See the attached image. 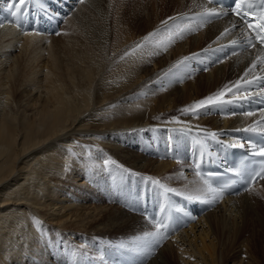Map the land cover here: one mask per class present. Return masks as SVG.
Segmentation results:
<instances>
[{
  "label": "bare ground",
  "instance_id": "obj_1",
  "mask_svg": "<svg viewBox=\"0 0 264 264\" xmlns=\"http://www.w3.org/2000/svg\"><path fill=\"white\" fill-rule=\"evenodd\" d=\"M114 1L68 0L69 15L61 21L64 32L51 39L34 31L20 37L21 26L0 19V264H59L50 254L64 258V264H79L75 257L67 262L65 254L72 248L66 245L75 248L78 258H85L92 248L89 261L96 258L101 264H228L233 259L234 264H262L264 180L241 196L213 204L196 223L163 239L150 256L129 250L136 237L156 231L149 220L124 205L145 191H163L148 177L170 189L176 181L186 191L180 194L204 199L203 184L184 154L180 160L166 156L172 138L183 148L192 134L228 136L226 129L263 126L257 119L264 117V112L220 116L218 107L207 106L198 110L199 115L188 112L160 122L159 111L168 110L171 116L175 104H189L194 98L189 106L193 105L203 99L199 96L203 87L209 88L204 95L209 96L228 86L232 92L225 99L235 102L244 94V82L262 70L252 67L257 50H247L215 64L207 74L199 73L192 83L172 86L160 95L153 87L164 69L154 70L177 54L200 48L208 47V56L215 57L239 36L238 28L230 29L236 22L228 16L205 25L201 34L191 36L156 65L145 60L140 49L125 55L141 37L131 38L124 30L113 36L109 4ZM135 3L131 4L138 11L150 7L149 0ZM7 4L0 2V9ZM152 4L154 11L146 21L151 23L149 30L161 20L156 16L159 7L170 10L175 5L176 10L185 9L176 14L181 15L205 6L202 0ZM50 20L44 25L57 24V17ZM225 29L230 32L221 36ZM47 49V58L42 59ZM180 130L188 134L178 137L175 131ZM172 192L175 198L178 192ZM97 244L105 245L104 256ZM237 247L244 248L248 261L230 256ZM107 257L110 263H105Z\"/></svg>",
  "mask_w": 264,
  "mask_h": 264
},
{
  "label": "rangeland",
  "instance_id": "obj_2",
  "mask_svg": "<svg viewBox=\"0 0 264 264\" xmlns=\"http://www.w3.org/2000/svg\"><path fill=\"white\" fill-rule=\"evenodd\" d=\"M138 2V0H115L114 2H112L111 4H109V6H111L112 8V14H111V18H110V23H111V30H114L115 33H113V36L116 38V34L117 33H121V30H124V32L131 38H135V37H138L140 36L141 38L138 40L139 43L138 44H141L143 42V39L145 36H148L149 33H157V36L156 37H153V40H157V39H163V37L166 35V32H165V29L167 28H171L172 31H175L176 30V26L178 25L180 28H184V27H190V25L188 26L187 24H184L185 22H181L180 20L176 19V17L178 15H176L177 13H179V11H184L185 9L183 10H176L174 9L175 8V5H172V9L169 10V7L166 6L164 7L163 9L162 8H158V13L156 16L160 17L161 20H159L158 24H155L154 28L153 29H150L149 28L151 27V23L150 22H146L148 19H149V16L151 15V13L154 11L153 10V0H149V3H150V7L149 8H145L143 7V9H140L139 11L142 12L141 16H138L137 18H134L132 19L131 17L134 16L135 14H137L139 11L138 9H136L134 6H132L131 3H134V2ZM45 3H48L49 5L52 4L51 1H47ZM135 3V4H136ZM41 4V2H40ZM43 4V3H42ZM52 10H54V12H58V10H56V8H52ZM163 10V12H162ZM116 12V13H113V12ZM173 11H176L174 12V14H170L171 12L173 13ZM162 12V13H161ZM156 13V12H155ZM64 18H62L60 20V23H59V27L60 29H58L56 32H52L50 34L52 35H49V33H45L46 34V37H44L45 34H43V37L45 39H48V38H54L55 36H59L62 35V33L64 32L63 28L61 26H63V23L61 22ZM166 22V23H165ZM191 28V27H190ZM115 29H118V32H116ZM149 30V31H148ZM202 30V29H201ZM201 30H200V33H189V34H186L184 35V38L182 39H177L176 42L174 44H172L170 47H168L167 51H160L158 48H155L153 44H146L143 49L140 48L141 52L142 53V56L145 57V60H150V63H155L157 65V63L163 58L164 60H168L166 57L167 55H169L173 50H175L179 45H182L184 42L186 43V41L190 40L191 38L193 37H197L199 34H201ZM148 31V32H147ZM20 33V32H19ZM18 33V34H19ZM48 34V35H47ZM20 37L24 36L23 33H20L19 34ZM197 35V36H196ZM42 36V35H41ZM48 36H51V37H48ZM53 36V37H52ZM193 36V37H191ZM37 37V36H36ZM188 38V39H187ZM64 42V40H60V44H62ZM127 44V43H126ZM125 44V45H126ZM137 44V45H138ZM203 45L206 44V41L205 43H202ZM145 50V51H144ZM18 51V49L16 50ZM15 51V52H16ZM47 51H44L45 54L43 55L42 59H45L47 58ZM201 52V53H200ZM158 53V54H156ZM33 54H36L33 53ZM147 57H146V56ZM177 54L176 56L172 57L165 65H162V66H159L158 69L154 70V71H158L160 72V69H164V73H160V75L156 78V80L158 81V83L153 87V90H157L160 92V95L161 94H164V93H167L169 92L168 89L172 88L173 87H179V86H184V85H181V84H184L185 82H190L192 83V80H194L196 78V75L198 76V74H202V73H205L207 74L208 72H210L211 70H209L207 73L206 72H200L198 70H196L193 66H189L191 65V60H188L185 62V64L187 65V67H185V64H181L179 65V67H173L174 65H177V62L178 61H181L183 58L185 57H189V58H193L195 57V55H202V56H208V47L206 48V50L204 48H200L198 50H195V51H192V52H189V53H183V54ZM205 56V57H206ZM178 57V58H177ZM189 64V65H188ZM117 67L116 65H114V68ZM153 65H151V69H152ZM169 69H171L172 71L169 72ZM182 69V70H181ZM188 70V71H187ZM194 71V72H191ZM153 71V72H154ZM169 73V74H168ZM177 73V74H176ZM183 73V74H182ZM196 73V74H195ZM199 74V75H200ZM165 75V76H164ZM170 77H169V76ZM164 79H163V78ZM184 77V78H183ZM168 78V79H167ZM161 81V82H159ZM175 81L177 82L175 84ZM178 81H180V83H178ZM230 81H227L226 83H224L222 85V87H224L226 84H228ZM161 83V84H160ZM160 84V85H159ZM172 84V85H171ZM169 85V86H168ZM209 89L207 87H203L200 92H199V96L202 97L204 99V95H205V92L206 90ZM213 89V88H212ZM163 91V92H162ZM165 91V92H164ZM208 96V95H207ZM206 96V97H207ZM194 100V98L190 101V103ZM188 103V102H187ZM189 103V104H190ZM6 104V101L3 100V105ZM189 104H185L183 102H178L177 104L174 105V114L169 116L168 114V110H164V111H159V114L158 115V120L160 122H167V121H171L173 118L177 117V116H181L184 114V112L182 111L184 108L188 107ZM144 108L147 109V106H144ZM150 109V107H149ZM148 109V110H149ZM218 110V109H217ZM168 114V115H167ZM162 116V117H161ZM166 116V117H165ZM194 116V115H193ZM165 119V120H164ZM210 124V123H209ZM209 127H211L209 125ZM176 134H178L177 136L178 137H182L181 133H186L188 134L186 131L184 130H180V131H175ZM140 135H138L140 138H143L142 136V133H139ZM62 178V177H61ZM166 179H162V181H164ZM174 185H176L177 187H179L181 190L185 191L180 183L178 182H174L172 183ZM175 186L174 190L175 191H179L178 188ZM260 191H262L263 189L262 188H259ZM179 193V192H178ZM186 193V191H185ZM188 194V193H187ZM69 242V241H68ZM70 244H72V242H69ZM66 247H69V248H72V251L68 253H66L65 255L67 259V262L71 261V258H76L77 261H79V264H87L85 261L83 262L82 258H78L75 254H74V251L75 248L74 247H71L69 245H66ZM100 247H105V245L103 246H100ZM103 249L102 252L103 253V256L106 254V252L104 251V248H101ZM244 249V248H243ZM241 249L240 247H237V249L233 250L231 253H230V256L234 257V258H239L241 263H243L245 260L248 261L249 256L245 254V251ZM89 251H92V248L91 250ZM89 253V252H87ZM52 256V258L55 259V262L56 260L59 261L57 263L59 264H64L65 263V259L64 258H55V254H50ZM91 255H93V253H91ZM90 254H84V256H91ZM83 256V255H82ZM94 256V255H93ZM108 256V255H107ZM96 260V258H94ZM260 259H261V263L264 264V254L260 253ZM37 260V259H36ZM34 260V261H36ZM109 260V261H108ZM234 260V259H233ZM231 260L228 264H234V261ZM38 261V260H37ZM36 261V262H37ZM108 261V262H106ZM35 262V263H36ZM110 259L107 257L105 259V263H110ZM39 263V262H37ZM98 262H94V261H90L89 264H97Z\"/></svg>",
  "mask_w": 264,
  "mask_h": 264
},
{
  "label": "snow or ice",
  "instance_id": "obj_3",
  "mask_svg": "<svg viewBox=\"0 0 264 264\" xmlns=\"http://www.w3.org/2000/svg\"><path fill=\"white\" fill-rule=\"evenodd\" d=\"M28 2H29V0H10L9 12L12 16L16 17L17 22H19V20L21 18L26 16L25 9L27 8ZM80 2L82 3L83 0H80ZM244 5H246V7L248 9L252 10L251 13L242 11V6H244ZM255 9H256V6L252 3H248L247 0H235V7L233 9L234 14L236 16L241 17V19L244 21V24L246 25V27L248 29H251L252 32L255 33L254 37H246V43L248 46H251V47L256 46L254 43V40L259 41L262 45H264V0H259V16H258V19L260 22L253 24V23L249 22L248 20L244 19V17H246L248 15H253V18L255 19L256 18L254 15ZM221 14L222 13L217 12L213 9V10L208 11L207 16L208 17H218ZM223 14L227 15L226 12ZM195 30L196 29L190 28L187 26L184 28H180L177 25L175 31H172L171 28L165 29L166 35L163 37V39H157V40H153V37H156L157 33H149L148 36L144 37L143 42L141 44L136 45V47L132 49L131 53H125V55L135 53L137 51V49L143 48L146 44H153L154 47L158 48L160 51H167L168 47H170L172 44H174L177 39H183L184 35L189 34ZM229 32H230L229 29H225V32L222 33L221 36L228 34ZM218 39H219V37H218ZM236 43H237L236 41H232L233 45H235ZM156 54H158V53H156ZM233 54H235V53H233ZM121 59H123V57H121ZM189 59H190L189 57H185L181 61H178L177 65H174L173 67H179V65L185 64V62L188 61ZM260 63H264V60H261ZM185 67H187L186 64H185ZM252 67L253 68L256 67L255 62L252 64ZM171 71L172 70L169 69V72H171ZM245 75H247V72L245 73ZM235 87H236L237 91L240 90L239 89V82H237ZM230 92H232V88L225 86V88L223 90H220L213 95H209V96L205 97L204 99H201L200 101L194 103L193 105L184 108L182 111L184 113L191 112L193 115H199L198 110L199 109H205L207 106H215L218 108L222 107L224 104L231 102V100L225 99L226 93H230ZM233 96H235V93H233ZM246 115H252V113H246ZM244 131L264 133V128L258 129V128L253 126V127H249L247 129H244ZM209 135L212 136L213 138L216 137V133H214V132L209 133ZM232 146L235 147L237 145L233 144ZM238 146L243 148L244 144H239ZM250 147H251V149H253L252 155H254V156L259 155L261 157H264V146H258L256 144H251ZM201 155H203V152L201 153ZM105 163L106 164L107 163L115 164L116 162L106 160ZM260 164H261V167H260L259 171L253 170V172H252L253 177H255L257 175L264 174V160H261ZM196 167L199 168V164H197ZM233 173L236 177L243 179V173L240 169L233 170ZM197 175L200 176V173L197 172ZM200 178L203 182V187L200 189V192H201V195L204 197V199L201 202L209 204V205H213V204L217 203L220 199H222L224 192L228 188L231 187V184H227V183L223 184L220 187H214L213 183L211 182L210 179L205 178L203 176H201ZM147 179L150 180L152 183L158 185L161 189H163V192L165 194L168 192L174 191L173 189L165 187L158 180H154L151 177H148ZM232 183H235V181H233ZM249 183H251V180H249ZM245 190L247 191L248 189L246 188ZM187 199H189V200L201 199V197L200 196H197V197L189 196V197H187ZM162 211H163V209H162ZM151 222L154 224L156 231L145 232L143 235L136 237L133 241L134 246H133V248L129 249L130 251L137 252L138 254H140L142 256H150L152 254V252L150 250H154L155 247L160 245L162 240L165 239V235L161 231V229H167L168 224L165 221L152 220ZM34 223L39 224V221L34 219ZM118 247L125 248L127 246L125 244H120Z\"/></svg>",
  "mask_w": 264,
  "mask_h": 264
}]
</instances>
